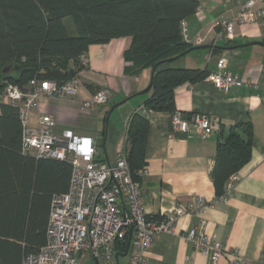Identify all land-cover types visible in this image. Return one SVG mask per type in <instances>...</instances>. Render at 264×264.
I'll return each instance as SVG.
<instances>
[{
  "label": "crops",
  "instance_id": "crops-1",
  "mask_svg": "<svg viewBox=\"0 0 264 264\" xmlns=\"http://www.w3.org/2000/svg\"><path fill=\"white\" fill-rule=\"evenodd\" d=\"M244 1L201 0L205 16L195 12L181 23V33L194 46L169 62L170 67L209 74L222 71L218 63L224 59L225 70L241 80L227 90L204 79L175 89V111L197 113L212 121L213 131L205 136L198 134L191 122L186 131L174 128L173 112L148 113L147 174L139 182L146 215L158 220L176 206L186 207L198 198L206 204L199 213L179 217L170 231L153 239L146 264H210L209 256L185 238L186 232L201 222L208 237L224 246L216 264H264V16L236 26L232 41L214 42V21L233 13ZM254 9H264V3H257ZM130 43V37H121L90 45L87 63L77 73L76 94L42 95L38 109L32 111L31 123L38 113L49 114L57 133L69 129L93 138L99 159L113 164L117 153L125 149L131 115L142 111L150 96L145 89L151 68L135 76L124 72L123 53ZM101 89L109 91L108 102L96 109L83 108V101ZM244 122L251 123L253 130L251 158L236 174L227 196L216 198L210 172L218 133L222 130L225 135L230 126ZM91 261L94 263V258ZM128 261L129 253L118 258V264Z\"/></svg>",
  "mask_w": 264,
  "mask_h": 264
},
{
  "label": "trees",
  "instance_id": "trees-1",
  "mask_svg": "<svg viewBox=\"0 0 264 264\" xmlns=\"http://www.w3.org/2000/svg\"><path fill=\"white\" fill-rule=\"evenodd\" d=\"M198 5V0H0V91L7 83L26 93L33 79L62 85L77 77L83 67L79 56L90 45L130 37L125 74L135 76L157 64L150 96L127 126L126 160L132 179L140 182L148 113L175 112V89L207 75L168 64L193 48L183 39L181 23ZM21 135L17 107L0 103V264H21L45 243L51 196L66 192L71 177L69 162L23 153ZM252 137L249 122L218 133L210 172L216 198L227 196L229 178L249 162ZM126 241L116 244V253L125 251Z\"/></svg>",
  "mask_w": 264,
  "mask_h": 264
},
{
  "label": "built area",
  "instance_id": "built-area-1",
  "mask_svg": "<svg viewBox=\"0 0 264 264\" xmlns=\"http://www.w3.org/2000/svg\"><path fill=\"white\" fill-rule=\"evenodd\" d=\"M257 3H264V0H245L236 11L214 21V42L232 41L236 26L264 16V9H254ZM196 13L200 17L205 16L200 5ZM182 36L189 42L186 34ZM79 63L82 66L87 63L86 54L79 56ZM218 64L223 70L207 74L205 81L221 90L239 83L241 79L237 75L225 70L224 59H220ZM78 84L76 77L62 85L33 79L29 81L30 90L26 93L10 84L0 91V103L15 105L18 109L22 152L37 159H56L71 165L68 190L51 196L45 243L36 252L25 255L21 264H88L95 257L99 264H116V244L126 241L130 229L128 264H146V252L153 239L170 231L179 217L199 213L206 203L198 198L186 207L176 206L170 214L162 215L158 220L149 217L143 208L140 183L132 179L125 149L117 153L113 164H109L99 159L93 138L77 135L69 129L57 133L51 115L38 113L35 122L31 123L32 111L38 109L42 95L73 96ZM109 94L107 89L98 90L83 101L82 107L99 108L108 102ZM189 122L201 136L213 131L212 121L203 115L173 112L174 128L186 131ZM145 174V167L138 172L140 177ZM237 178L236 174L230 177L227 191ZM185 238L195 249L209 256L210 264H216L224 252L221 242L208 237L203 222L189 229Z\"/></svg>",
  "mask_w": 264,
  "mask_h": 264
},
{
  "label": "water",
  "instance_id": "water-1",
  "mask_svg": "<svg viewBox=\"0 0 264 264\" xmlns=\"http://www.w3.org/2000/svg\"><path fill=\"white\" fill-rule=\"evenodd\" d=\"M190 50H191V49H189L188 51H190ZM188 51H187V52H188ZM156 66H157V64L154 65V66L151 68V75H152L153 71L155 70ZM9 70H10V67H6L5 69H3V72L6 73V72H8ZM6 85H7V83H3V86H4V87H5ZM149 87H150V83L148 84V86L146 87L145 90H148ZM112 109H113V108L111 107V110H112ZM131 231H132V230L130 229L129 234H128V238H127V241H126V249H125V251H124L123 253L118 252V253L115 254L116 264H118V258H119V257H124V256H126L127 253H128L129 244H130V240H131ZM94 264H99L98 259H97L96 257L94 258Z\"/></svg>",
  "mask_w": 264,
  "mask_h": 264
}]
</instances>
